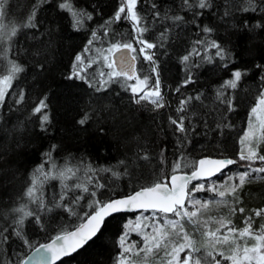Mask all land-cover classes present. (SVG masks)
<instances>
[{
	"label": "trees",
	"instance_id": "trees-1",
	"mask_svg": "<svg viewBox=\"0 0 264 264\" xmlns=\"http://www.w3.org/2000/svg\"><path fill=\"white\" fill-rule=\"evenodd\" d=\"M61 2L3 0L0 8V23L5 26L0 33V75L7 74L9 62L23 68L0 101V264H18L38 244L75 228L95 210L97 202L168 179L176 164L180 167L175 173L192 172L201 156L228 157L235 162L214 179L191 183L185 209L196 211L199 206L193 207V202H207L209 207L200 210L198 217L212 221L216 210L212 206L222 202L216 191L231 183L238 185V177L248 172L246 182L230 196L228 219L232 227L243 229L250 218L253 229H261L264 214L255 213L264 209V174L252 169L261 168L264 161L241 160L239 144L251 108L264 89V0H210L206 9L186 7L182 0H138L135 10L142 18L141 26L147 28L141 38L156 45L146 51L160 80L164 106L159 108L136 102L138 95L127 87L135 85L136 79L109 80L107 75L114 68L106 66L104 57L112 63L107 50L117 43H130L135 49L137 78L142 76L141 67L150 70L139 54L142 45L132 22L124 18L126 13L119 21L105 23L112 20L121 0H72L77 10L92 17L84 18L78 29L73 27L71 15L59 8ZM190 3L195 5L197 0ZM250 6L255 11L243 10ZM33 14L35 27L25 26ZM166 14L180 15L183 20L173 22ZM13 26L17 33L9 38L6 33ZM204 27L212 31L205 33ZM211 41L225 50V59L216 55L217 50L209 46ZM78 55L81 63L75 71L82 78L68 79ZM186 55L188 61L182 62ZM235 70L245 73L237 87H222ZM150 78L144 91L153 85ZM102 81L108 82L101 87ZM41 99H46L47 108L34 113ZM182 100L186 101L184 111H178ZM44 113L49 117L46 130L41 127ZM86 113L90 119L81 126L77 121ZM181 118L185 132L171 123ZM260 148L258 154L264 156V142ZM40 166L51 173L46 180L41 176L43 183L36 193L44 208L39 199L32 202L26 196ZM69 168L75 172L68 173L71 178H51ZM197 185L204 188L196 190ZM21 206L33 215L18 226L21 213L15 209ZM226 210L224 207L221 212L226 214ZM151 216L157 221L175 219L156 212L114 215L84 249L58 264H116L119 238L127 223ZM192 226L200 231L190 233L198 248L205 241L203 229L198 224ZM188 229L191 227L185 229L189 235ZM14 230L20 231L21 237ZM25 240L30 243L26 245ZM220 264L230 263L223 259Z\"/></svg>",
	"mask_w": 264,
	"mask_h": 264
},
{
	"label": "snow or ice",
	"instance_id": "snow-or-ice-1",
	"mask_svg": "<svg viewBox=\"0 0 264 264\" xmlns=\"http://www.w3.org/2000/svg\"><path fill=\"white\" fill-rule=\"evenodd\" d=\"M138 0H121V5L118 10L115 12L114 17L110 21H106V24H111L112 22L119 21L122 18V14L126 15L124 18L129 19L133 24V30L137 32V42L142 45L140 48V52L145 54V59L151 61L152 57L145 53V49H152L156 47L155 44L149 43L146 40L142 39L143 33L147 31L146 27L141 26L142 18L136 12V5ZM182 4L186 7H198L200 9H206L210 7V0H197L195 5L190 3V0H182ZM3 0H0V8H2ZM61 10L67 11L73 20V27L78 29L81 25V21L84 18L91 20V14L86 13L84 10H77L72 2V0H62V2L58 5ZM155 8L156 6L153 5ZM244 11H255V8L250 6L243 9ZM157 17L159 16V12L156 13ZM33 16L29 17L28 24L25 26L35 27L32 23ZM166 19H171L173 22H178L183 20V17L180 15H176L173 17H167ZM5 26L3 23H0V33H4ZM203 31L205 33H210L212 31L211 28L204 27ZM17 33V27H11L10 31L6 34L9 38L14 37ZM93 39H95L96 33L93 32ZM3 38V35H0V39ZM163 38V34L161 36ZM202 43V42H201ZM91 44V41H89ZM209 46L211 48H215L216 55L219 56L222 60L225 59L226 53L225 50L217 44L215 41L209 42ZM121 48L128 49L129 52L135 51L130 43L124 44H115L110 47L107 51L112 53L114 51H119ZM76 62L73 64V74L68 77V79H72L73 77H80V73L75 71L78 65L81 63V57L76 56ZM189 56H184L182 58V62H187ZM104 60L106 62V66L109 68H113V64L108 62V57L105 56ZM132 60H135V57H132ZM154 63V61H153ZM10 67L8 68L7 74L0 75V101L4 100L5 94L8 88L11 86L12 81L16 78V75L23 71V68L15 62H9ZM259 67V66H258ZM153 72H156L157 69L153 67ZM242 73L240 70H235L232 72V79L225 82L222 87H231L235 89L237 87V83L241 79ZM104 74L101 73V76ZM109 80L113 77L123 76L126 80L136 79L135 85H128L127 87L131 88V91L134 96H139V99L136 101L139 103L140 100L147 99L150 103H152L155 107H163V97L160 93V80L158 78L155 81V85L149 91L145 92L144 89L148 87L147 79H139L135 75L134 67L128 65L126 67L125 63H121L119 71L113 69V71L108 74ZM108 81H102L101 87L106 84ZM191 80H186L185 83H190ZM90 87L94 85L89 84ZM100 89L98 88L97 91ZM178 90V89H177ZM143 93V94H141ZM22 99V97H21ZM186 101H181V107L178 111H184V105ZM47 108L46 99H41L39 104L34 109V113H42L44 109ZM229 108L231 109V104H229ZM90 119L89 115L86 113L77 123L81 126L87 124ZM49 121V117L46 113L41 115V127L42 130L45 129V125H47ZM171 123L176 126V129L179 132H185L186 129L184 127L183 118L178 120H171ZM264 142V90H262L258 97L255 106L251 108L250 118L248 122V128L244 132L243 137L240 140L242 145L240 159L255 161L259 159L264 161V156L259 155L253 145L256 147L259 146L260 143ZM245 148L247 149V154H245ZM46 156H49V153H45ZM147 159L148 157L145 155L143 157ZM235 161L233 160H217V161H209V160H201L199 161L200 167L195 169L190 178L177 176L173 174L170 179L169 184L163 182H155L151 186L143 187L140 191L135 192L134 194L129 195L124 199H116L110 200L108 202L99 203L95 205V210L87 216V220L85 223L80 224L75 230L71 232H64L62 234H58L51 241V243L42 244L39 248H36L35 254L39 255L41 253V249L48 255L40 256V260L36 261V264H41V262H46V264H56V261L59 260L63 256H68L71 253L77 251L79 248L83 247L88 241L92 240L93 237L97 236V234L101 231L102 226L104 224L105 217L111 215L112 213L135 210V209H143L153 210V212H159L163 214L165 217L168 214H172L179 219H164L162 224H156L152 226L151 233H140L143 245L138 246L136 244H127V236L128 232L125 231L123 235L119 238V246L120 253L117 256L116 264H136L135 261L131 260V256H140L143 254V260L145 264H148L150 258L154 256H158V254L163 250L164 255L160 258V264H201L199 258H196L193 254L195 252L200 251L199 248L195 247V241L185 232L184 225L181 223V220L187 219L189 223L193 225L200 224L204 227V231L202 235L209 242L213 251L216 250V246L218 244H232L231 252L228 255H225L222 251H216L215 255L213 252H208L207 255L212 258L214 264H220V260L216 259V256L221 257L224 260L230 262V264H264V227L261 229L254 230L252 224L250 222V218L246 221L245 227L243 229H236L235 227L230 226L231 221H225L223 218L214 221L219 224L215 230H209L207 225L209 223L208 220L199 221L196 219L198 217V212L202 209H207L209 207L208 203L205 202L201 204L200 201H195L193 206H199L196 211H187L185 209V199L187 198V184L190 179H199L204 175L215 174V172L220 171L222 168L226 167L229 164H233ZM121 163H124L121 161ZM211 164L212 168L205 169L204 165ZM180 167L179 164L174 165L173 173ZM253 172L256 173H264V167L252 169ZM68 173L72 175L75 172L69 168L66 171H61L58 177L51 178H59L62 181L68 178H71ZM116 175V173H113ZM50 178V172H44L43 166H40L36 169V173L33 176L31 186H29L26 190V196L32 201L36 202L39 199L40 207L44 208V202L42 198H38L36 193L40 191L43 180ZM250 173L246 172L241 174L238 185H233L227 187L224 191H216V194L221 198L227 195H233L236 192V189L246 182ZM77 187H82L81 185H77ZM204 185H197L196 190H202ZM209 191H214V189L210 188ZM83 191H87V188H83ZM94 196L95 193H92ZM63 197H61L62 199ZM235 198V197H234ZM57 207L59 205H56ZM51 210V209H49ZM16 212L21 213L19 219H17L16 224L18 226L23 225L24 219L33 215L32 212L27 211L25 206H21L20 208L15 209ZM233 211H236L233 209ZM239 211L242 213L244 211L243 208H240ZM264 214V209L256 211L255 215L260 216ZM36 222L40 223L39 216L36 217ZM128 226H126L127 228ZM136 228H140L139 222L136 224ZM226 231H222L225 230ZM15 235L17 237H21V233L18 230H14ZM173 235L179 237L183 242L179 245L175 244L172 240ZM7 237L3 238V241H7ZM247 239L254 240L255 243L252 246H247ZM238 241H244L242 245ZM26 245L30 242L25 240ZM171 244V248L169 250V245ZM187 249L188 254L180 259V252ZM30 259H34L30 258ZM18 264H29V261L21 260Z\"/></svg>",
	"mask_w": 264,
	"mask_h": 264
},
{
	"label": "rangeland",
	"instance_id": "rangeland-1",
	"mask_svg": "<svg viewBox=\"0 0 264 264\" xmlns=\"http://www.w3.org/2000/svg\"><path fill=\"white\" fill-rule=\"evenodd\" d=\"M142 46H139V54L141 55V57L144 59V61L146 62V64H148V65H150L151 66V68L153 69V67H156V65L153 63V61L151 60V61H149V60H146L145 59V54H142L141 52H140V48H141ZM145 53L147 54V55H149L148 54V52L146 51V49H145ZM151 73V70H146V71H144L143 73H142V76H140L139 77V79H141V80H143V79H147V81H150L151 80V78H150V75H148V73ZM152 73H154V74H156V72H153V70H152ZM148 76H149V78H148ZM156 81V80H155ZM155 81L153 82V85L149 88V89H146L145 90V92H147V91H149L151 88H153L154 87V85H155ZM262 90H264V89H262ZM261 90V91H262ZM260 91V92H261ZM259 92V93H260ZM142 94V93H141ZM259 95V94H258ZM258 97V96H257ZM143 101H148L147 99H144ZM256 101H257V98H256ZM149 102V101H148ZM248 128V127H247ZM263 143V142H262ZM262 143H260L259 144V146L258 147H256L255 145H253V147H254V149H255V151L258 153V151L259 152H262L261 151V144ZM240 146H239V151H240V154H241V148H242V145H241V143L239 144ZM264 149V148H263ZM240 154H239V157H240ZM245 154H247V149L245 148ZM244 161H246V160H244ZM258 168V167H257ZM235 183H231V184H229V186H233ZM223 187V189H222V191H224L225 189H226V186H222ZM196 191V190H195ZM213 193L215 192V191H212ZM231 195H227L226 194V197H230ZM223 200H224V202H223ZM222 200V202H218V204H216V206H212V208L215 210L214 212H213V220L212 221H209V223H208V225H207V228H208V226L209 225H212V227L211 228H209V230H215L217 227H219V224H217V223H215L214 221H217V220H219V219H221V218H223L225 221H230L228 218H229V214H227V210H226V208H228L229 210H230V204L231 203H229L230 201H231V197L230 198H224ZM194 204V202L192 203V205ZM194 207V206H193ZM225 207V210H226V214H223L221 211H222V209ZM196 208V207H195ZM195 210V209H194ZM193 210V211H194ZM231 211V210H230ZM175 219H179L178 217H175ZM196 219H198L199 221H204V220H202V217H198V218H196ZM170 220V219H169ZM163 222L164 220L162 219V220H159V221H157L156 220V218L155 217H153V216H151L150 218H148V217H136V218H134V219H132V220H130L128 223H127V225L126 226H128L127 228H126V231L128 232V236H127V241H126V243L127 244H136V245H138V246H142L143 245V240H142V237H141V235H140V233H144V234H147V233H151L152 232V226L153 225H156V224H160L159 222ZM139 222V224H140V228L139 229H137L136 228V224ZM181 223L184 225V230L185 229H187V228H190L191 227V229H188V233H189V236H190V233H194V234H197L198 232H200L199 230H198V232L196 231L197 229H195L193 226H192V224L191 223H189L188 221H187V219L185 218V219H183V220H181ZM261 225V224H260ZM198 226H200V224H198ZM231 226V225H230ZM261 227H264L263 225H261ZM202 229H203V231L205 230L204 229V227H202ZM186 231V230H185ZM223 231H226V229L225 230H223ZM197 237V236H196ZM172 240L174 241V243L175 244H177V245H179L180 243H182L183 241L179 238V237H177V236H175V235H173V237H172ZM239 243H241L242 245L244 244V241H238ZM255 243V241L254 240H251V239H247V246H252L253 244ZM170 248H171V244L169 245V250H170ZM198 248L200 249V251H198V252H195L193 255L196 257V258H199L200 259V261H201V264H214V261L212 260V258L211 257H209L208 255H207V253L208 252H213V255H215V252L216 251H222V252H224L225 253V255H228V254H230V252H231V248H232V244L231 243H229V244H218L217 246H216V250L215 251H213V248L211 247V245L209 244V242L205 239V241L203 240V242H201L200 243V245L198 246ZM185 250H187V249H185ZM185 250L184 251H182V252H180V259H183L185 256H186V253H185ZM163 255H164V252H163V250H161V252L158 254V256H154V257H152V258H150V260H149V262H148V264H160V258H162L163 257ZM130 259L131 260H133V261H135L136 262V264H145V262H144V260H143V254H141L140 256H131L130 257ZM216 259L217 260H223L221 257L219 258L218 256H216ZM229 262V261H228ZM230 263V262H229Z\"/></svg>",
	"mask_w": 264,
	"mask_h": 264
},
{
	"label": "water",
	"instance_id": "water-1",
	"mask_svg": "<svg viewBox=\"0 0 264 264\" xmlns=\"http://www.w3.org/2000/svg\"><path fill=\"white\" fill-rule=\"evenodd\" d=\"M133 56H134L133 53H132V52H129V50H128V49H125V48H121L119 51H114V52H112V53H111V61H112V64H113V68H114L115 70L119 71L121 63H125V64H126V67H127L128 65H131V66L134 67L135 75H136V77H137V75H138V61H137V59H136L135 56H134V57H135V60L133 61V60H132V57H133ZM120 77H123V76H120ZM132 80H134V79H132ZM132 80H131V81H132ZM201 160L217 161V160H232V159H231V158H228V157H227V158H226V157H225V158L202 157V158H200V159L198 160L195 169H198V168L200 167V165H199V161H201ZM231 165H232V164L227 165L226 167L222 168L220 171L215 172V174L204 175V176H202V177L199 178V179H190L189 182H188V184H187V189H188V185H189L190 183L197 182V181H207V180H209V179H213V178H215L216 176H218L219 174H221V173L225 172L226 170H228V169L231 167ZM212 167H213V165H211V164H206V165H204V168H205V169H209V168H212ZM195 169H194V170H195ZM194 170H193V171H194ZM193 171L190 172V173H181V172H178V173H174V174L177 175V176H182V177L190 178V177L192 176ZM172 175H173V174H172ZM172 175H171V176H172ZM171 176H170L167 180H163L162 182H163V183H166V184H169V186H170V179H171ZM141 189H142V188L136 190L135 192L140 191ZM135 192H133V193H131V194H134ZM131 194H129V195H131ZM129 195H126V196H123V197L114 198V199H112V200H116V199H124V198H127ZM187 197H188V193H187ZM186 202H187V198L185 199V205H186ZM150 211H153V210L150 209V210L145 211V210H143V209H135V210H128V211H121V212L112 213L111 215L105 217V220H106V218H108V217H110V216H114V215H117V214H120V213H127V214H130V213L150 212ZM168 215H172V214H168ZM86 220H87V219H85L82 223H85ZM105 220H104V221H105ZM82 223H81V224H82ZM78 226H79V225H78ZM78 226H77V227H78ZM73 230H75V228H74ZM73 230H71V231H73ZM71 231H69V232H71ZM95 237H96V236H95ZM95 237H93V239H94ZM54 238H55V237H54ZM54 238H53V239H54ZM53 239H51V240H49V241H47V242H45V243H41V244L37 245L35 248H33V249L27 254V256H26L23 260L29 261V264H36V261H39V260H40V256H45V257H46V256L48 255L47 253H45V252L43 251V249H41V253H40L39 255H36V254H35V250H36V248H39L40 245H42V244L51 243V241H52ZM93 239H92V240H93ZM90 241H91V240H90ZM90 241H88V242H90ZM88 242H87V243H88ZM85 245H86V244H85ZM85 245H84V246H85ZM84 246H83V247H84ZM81 248H82V247H81ZM81 248H79L78 250H80ZM78 250L75 251V252H73V253H71V254L68 255V256H63V257H61L59 260L56 261V264H58V263H59L60 261H62L63 259L68 258V257H71L72 255L76 254V252H78ZM33 257H34V259H30V258H33ZM41 264H46V262H41Z\"/></svg>",
	"mask_w": 264,
	"mask_h": 264
},
{
	"label": "bare ground",
	"instance_id": "bare-ground-1",
	"mask_svg": "<svg viewBox=\"0 0 264 264\" xmlns=\"http://www.w3.org/2000/svg\"><path fill=\"white\" fill-rule=\"evenodd\" d=\"M1 48L3 49V48H4V45H2ZM137 61H138V60H137ZM140 65H142V64H140ZM138 66H139V62H138ZM146 70H149V69H147V67H141V71H142V73H143L144 71H146ZM150 70H151V73L149 72L148 75H150V77H152L153 82H154V81L157 79V74H158V72L156 71V74L152 73V68H151V66H150ZM119 77H120V76H119ZM137 77H138V75H137ZM148 77H149V76H148ZM158 78H159V77H158ZM160 93H161V90H160ZM161 96H162V93H161ZM162 97H163V96H162ZM137 99H139V96H138ZM139 103H143V104H145V105H148V106H151V107L157 108V107H155L152 103H150V102H148V101L140 100ZM202 157H205V156H201V157H199V159L202 158ZM220 158H224V157H220ZM199 159H198V160H199ZM198 160H197V162H198ZM197 162H196V164H195V167H196V165H197ZM262 167H264V165H262ZM262 167H261V168H262ZM259 168H260V167H259ZM194 169H195V168H194ZM226 171H227V170H226ZM262 174H264V173H262ZM171 175H172V174H171ZM171 175H170V176H171ZM170 176H169V177H170ZM169 177H168V178H169ZM134 192H135V191H134ZM128 195H129V194H128ZM123 196H126V195H123ZM123 196H120V197H123ZM117 198H118V197H117ZM111 200H112V199H111ZM108 201H110V200H107V201H105V202H108ZM103 203H104V202H103ZM93 211H94V210H90V211L88 212V214L85 215V216L82 218V222H83L85 219H87V216H88L89 214H91ZM120 214H127V213H120ZM111 217H112V216L106 218V220L109 219V218H111ZM106 220H105V221H106ZM105 221H104V222H105ZM82 222H81V223H82ZM81 223H80V224H81ZM80 224H79V225H80ZM260 224H261V220H258V225H260ZM103 225H104V224H103ZM263 225H264V222H263ZM76 227H77V226H76ZM76 227H75V228H76ZM102 227H103V226H102ZM73 229H74V228H73ZM73 229H71V230H73ZM71 230H69V231H71ZM69 231H67V232H69ZM99 233H100V232H99ZM99 233H98V234H99ZM98 234H97V236H98ZM122 235H123V234H122ZM97 236H96V237H97ZM96 237H95V238H96ZM53 238H54V237H53ZM53 238H51V239H53ZM95 238H94V239H95ZM51 239H49V240H51ZM49 240H47V241H49ZM47 241H45V242H47ZM91 241H93V240H91ZM91 241H90V242H91ZM45 242H43V243H45ZM90 242L86 243V245H85L84 247H82L80 250H78V252L81 251L82 249H84V248H85ZM40 244H41V243H40ZM38 245H39V244H38ZM78 252H76V253H78ZM28 253H29V252H28ZM28 253H27V254H28ZM27 254L24 256V258L27 256ZM72 256H73V255H72ZM24 258H23V259H24ZM23 259H22V260H23Z\"/></svg>",
	"mask_w": 264,
	"mask_h": 264
}]
</instances>
